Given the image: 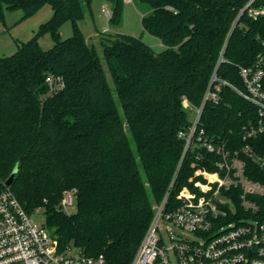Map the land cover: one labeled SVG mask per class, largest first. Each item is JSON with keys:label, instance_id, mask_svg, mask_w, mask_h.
Returning a JSON list of instances; mask_svg holds the SVG:
<instances>
[{"label": "trees", "instance_id": "obj_1", "mask_svg": "<svg viewBox=\"0 0 264 264\" xmlns=\"http://www.w3.org/2000/svg\"><path fill=\"white\" fill-rule=\"evenodd\" d=\"M105 1L111 5L109 23L119 24L124 0ZM138 1L148 6L140 18L143 30L164 48L155 52L131 34L102 35L111 87L96 48L78 26L92 0H0L2 23V5L21 9V18L45 4L52 9L33 36L0 57V180L17 166L10 189L26 212L43 211V224L59 248L72 244L88 255L102 254L106 264L130 263L152 205L174 172L169 199L176 205L193 163L215 169L218 155L192 147L184 152L178 132L193 121L184 99L198 108L214 73V84L224 80L241 89L239 66L262 57L264 67V14L241 12L247 0ZM252 6L264 7V0ZM65 21L72 34L62 39ZM44 33L54 42L49 49L38 43ZM47 75L62 76L63 88L49 92ZM257 119L256 106L221 83L218 100L203 103L195 135L203 130L229 151L256 140L262 151L264 134L242 139L243 127ZM242 158L245 174L264 181L260 169ZM71 188L76 209L68 213L59 202Z\"/></svg>", "mask_w": 264, "mask_h": 264}, {"label": "built area", "instance_id": "obj_2", "mask_svg": "<svg viewBox=\"0 0 264 264\" xmlns=\"http://www.w3.org/2000/svg\"><path fill=\"white\" fill-rule=\"evenodd\" d=\"M247 0L241 12L264 14V7L252 6ZM110 17L108 8L102 9ZM264 43V42H263ZM262 57L253 65L239 66L243 88L221 80L215 73L201 106L193 108L186 99L185 107L195 113L192 125L178 135L184 137V152L189 147L218 155L212 160L215 169L202 165L195 167L188 179L175 194L172 204L169 196L177 172L159 202L152 205V219L129 264H264V181L245 174L242 155L254 163L264 175V149L255 140L229 151L199 130L195 135L203 103L207 98L218 100L220 84L230 85L244 99L257 108L258 119L244 126L243 140L264 134V67ZM49 92L64 86L60 75H47ZM214 84V88H211ZM201 158V152L195 154ZM252 175H255L251 171ZM0 264H106L102 254L88 255L69 244L59 248L57 239L43 222L23 208L10 186L0 180ZM76 189L63 190L59 207L75 203Z\"/></svg>", "mask_w": 264, "mask_h": 264}, {"label": "rangeland", "instance_id": "obj_3", "mask_svg": "<svg viewBox=\"0 0 264 264\" xmlns=\"http://www.w3.org/2000/svg\"><path fill=\"white\" fill-rule=\"evenodd\" d=\"M103 8L111 9L110 3L105 0H92L90 9H85V16L79 20L78 26L83 32L86 41L92 43L96 48L101 58V62L103 63L108 81L111 87H113L106 62L103 58L102 47L100 45V37L102 35L110 33L113 36L117 33H125L139 36L155 52L161 51L164 48V45L157 37L144 31L141 26V15L143 12H146L148 8L146 4L141 3L138 0H124L122 19L117 25L109 23L108 17L104 15L102 10ZM2 11L4 13V23L0 22V57L14 53L18 44L33 36L40 24L48 20L52 14V9L49 4L43 5L33 14L25 18H21L23 13L21 9L10 10L7 9L5 5H2ZM59 31L62 39L69 37L72 34L70 21L62 23ZM38 43L42 49H49L53 46L54 42L49 33H44L38 37ZM119 111L122 115L120 107ZM194 113L195 112L192 109L187 112L188 117L192 120L195 118ZM127 135L130 139L131 147L133 151H135V143L130 132H127ZM140 170L142 172L141 166ZM75 209V205L73 204L65 207L64 211L72 213ZM33 218L37 222H43V211L40 210L39 212H35Z\"/></svg>", "mask_w": 264, "mask_h": 264}, {"label": "water", "instance_id": "obj_4", "mask_svg": "<svg viewBox=\"0 0 264 264\" xmlns=\"http://www.w3.org/2000/svg\"><path fill=\"white\" fill-rule=\"evenodd\" d=\"M16 172H17V166H15L13 168V170L11 171V173L9 174V176L5 179V181H4V184L5 185H7V186H10L11 185V183L13 181V178H14Z\"/></svg>", "mask_w": 264, "mask_h": 264}]
</instances>
